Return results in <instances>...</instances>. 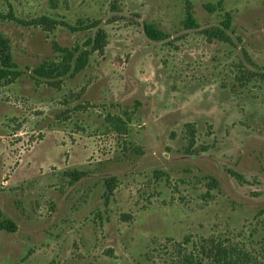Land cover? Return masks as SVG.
Wrapping results in <instances>:
<instances>
[{
    "label": "rangeland",
    "instance_id": "374dc122",
    "mask_svg": "<svg viewBox=\"0 0 264 264\" xmlns=\"http://www.w3.org/2000/svg\"><path fill=\"white\" fill-rule=\"evenodd\" d=\"M217 3L0 0V264H264V0Z\"/></svg>",
    "mask_w": 264,
    "mask_h": 264
},
{
    "label": "trees",
    "instance_id": "16d2710c",
    "mask_svg": "<svg viewBox=\"0 0 264 264\" xmlns=\"http://www.w3.org/2000/svg\"><path fill=\"white\" fill-rule=\"evenodd\" d=\"M223 0H218V5H221ZM210 6V5H208ZM214 8V7H213ZM1 19H7V17H1ZM40 22L49 23V19L43 17L39 20ZM98 25L97 22L92 23L89 28H95ZM184 26L186 29H196L199 25L196 22V19L193 16V13L190 7H187L186 18L184 20ZM144 32L146 36L153 41H163L168 38V35L160 31L156 26L151 24L144 25ZM207 35H216L224 34L220 29L213 28L212 30L204 31ZM106 33L102 29H98L94 38H89L86 42L85 47H90L89 49L82 50L77 57L76 52L79 48L75 50H70L68 48L62 49L63 59L59 64L56 63H43L37 66L33 74L37 78L52 80V79H61L68 76L70 72L71 76L82 71L88 64L90 55L95 50H101L106 43ZM75 60V65L72 67V63ZM24 73L19 70L17 64L14 62V58L11 51V46L9 40L0 33V82H11L16 80ZM264 80V74H258ZM119 121V126L117 127L118 131L126 130V124L122 121ZM124 124V127H123ZM66 176L72 178L73 182H76L81 176H84V172L73 171L65 172ZM17 226L11 220H3L0 222L1 231L15 232Z\"/></svg>",
    "mask_w": 264,
    "mask_h": 264
}]
</instances>
